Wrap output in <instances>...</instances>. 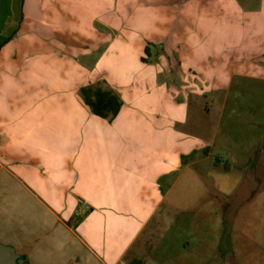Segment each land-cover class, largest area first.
Returning <instances> with one entry per match:
<instances>
[{"label":"crops","instance_id":"1","mask_svg":"<svg viewBox=\"0 0 264 264\" xmlns=\"http://www.w3.org/2000/svg\"><path fill=\"white\" fill-rule=\"evenodd\" d=\"M252 81L264 0H0V242L28 264L142 260L134 246L184 171L229 152L211 126L184 131L189 99L223 114ZM85 87L117 94L116 117L94 115ZM238 153L257 182L264 137ZM206 176L232 194L227 172Z\"/></svg>","mask_w":264,"mask_h":264},{"label":"rangeland","instance_id":"2","mask_svg":"<svg viewBox=\"0 0 264 264\" xmlns=\"http://www.w3.org/2000/svg\"><path fill=\"white\" fill-rule=\"evenodd\" d=\"M243 85L247 95L232 99L223 114L211 110L207 115V98L189 99L184 131L196 129L207 139L211 126L217 144L227 141L229 152L216 147L211 161L198 167L201 178L191 177L192 168L184 171L168 195L167 205L146 227L131 253L145 264H264V163L257 164L255 182L254 171L244 178L240 155L235 154L240 143L253 140L255 135L264 137V83ZM255 91L261 94L257 99ZM234 92L239 88H233ZM206 168L227 172L225 190L233 189L230 196L213 189L214 181L207 178Z\"/></svg>","mask_w":264,"mask_h":264},{"label":"trees","instance_id":"3","mask_svg":"<svg viewBox=\"0 0 264 264\" xmlns=\"http://www.w3.org/2000/svg\"><path fill=\"white\" fill-rule=\"evenodd\" d=\"M79 94L91 112L101 118L111 120L118 114L121 101L117 94L108 89L100 87H85L79 90ZM141 264V262H136Z\"/></svg>","mask_w":264,"mask_h":264},{"label":"water","instance_id":"4","mask_svg":"<svg viewBox=\"0 0 264 264\" xmlns=\"http://www.w3.org/2000/svg\"><path fill=\"white\" fill-rule=\"evenodd\" d=\"M0 264H28L12 246L0 243Z\"/></svg>","mask_w":264,"mask_h":264}]
</instances>
